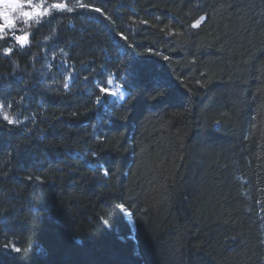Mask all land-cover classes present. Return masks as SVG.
<instances>
[{
  "label": "trees",
  "instance_id": "16d2710c",
  "mask_svg": "<svg viewBox=\"0 0 264 264\" xmlns=\"http://www.w3.org/2000/svg\"><path fill=\"white\" fill-rule=\"evenodd\" d=\"M35 1L74 10L0 40V264H264V0Z\"/></svg>",
  "mask_w": 264,
  "mask_h": 264
},
{
  "label": "snow or ice",
  "instance_id": "6c2138e0",
  "mask_svg": "<svg viewBox=\"0 0 264 264\" xmlns=\"http://www.w3.org/2000/svg\"><path fill=\"white\" fill-rule=\"evenodd\" d=\"M80 8H88L89 6L83 3H79L78 5ZM27 9V10H26ZM59 10V11H67L71 13L74 9L73 7H69L67 3H52L49 6L45 7L44 3L41 2L40 4H34L33 0H0V40L8 39L7 33L9 30L15 29L17 25V20L13 16V13H19V16L24 18V23L27 25L29 21H35L36 24L41 22V18L50 14L51 10ZM92 11L102 13L101 8H92ZM106 19L108 17H105ZM207 17L205 15H200L197 19H195L191 24V29H200L201 25L205 23ZM142 24H147L148 21L142 20L140 21ZM160 31H164V29H160ZM168 36H184L183 32H172L169 30L167 32ZM12 39L15 40L16 44H18L21 48H24L26 45L29 44V33L25 32L23 35H16L13 33ZM126 39V37H123ZM13 52V47H4L3 54L10 55ZM159 54V53H156ZM164 60H169L168 56L163 57ZM195 61H193L194 63ZM204 75V73H201ZM108 84H112V80H108ZM204 86L203 84L201 85ZM65 90H69V84L66 82L64 84ZM100 93H104L111 96H116L117 93L112 91L110 88L101 86L99 89ZM123 95H120V99H123ZM97 102H99V96L97 97ZM8 108H11V104L7 105ZM0 118L3 121H6L9 125H18L22 123V121L16 119L13 116H10L9 113L5 110V105L0 103ZM219 123V121H217ZM109 175V170L105 169L103 172V176L107 177ZM31 179V177H29ZM117 207L122 211L126 212L127 215H132L130 211H128L124 204H119ZM8 247L9 245H5ZM11 248L20 253L22 249L17 247L14 243L10 245Z\"/></svg>",
  "mask_w": 264,
  "mask_h": 264
},
{
  "label": "rangeland",
  "instance_id": "374dc122",
  "mask_svg": "<svg viewBox=\"0 0 264 264\" xmlns=\"http://www.w3.org/2000/svg\"><path fill=\"white\" fill-rule=\"evenodd\" d=\"M33 3L34 4H40L41 2H39V1H35V0H33ZM45 7H47V6H45ZM27 10V9H26ZM55 9H52L51 11H54ZM13 16L16 18V19H20L22 22H24V18H22V17H20L19 16V13L17 12V13H13ZM16 29L17 28H15V29H12V30H9V31H13V32H16ZM20 35H23V34H20ZM109 88L112 90V91H114V92H116L117 93V95L116 96H114V97H116L117 98V100L119 101V102H122L123 100H124V98H125V94L123 93V91L121 90V88L120 87H117V88H115V86H114V84H110L109 85ZM123 95V99H120V95Z\"/></svg>",
  "mask_w": 264,
  "mask_h": 264
}]
</instances>
